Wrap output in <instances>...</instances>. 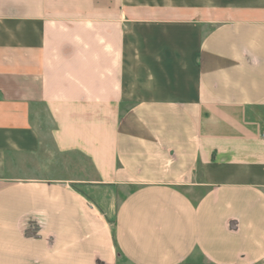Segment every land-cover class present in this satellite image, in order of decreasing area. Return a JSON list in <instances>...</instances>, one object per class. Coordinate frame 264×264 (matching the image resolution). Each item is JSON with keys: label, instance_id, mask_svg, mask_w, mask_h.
Masks as SVG:
<instances>
[{"label": "crops", "instance_id": "crops-1", "mask_svg": "<svg viewBox=\"0 0 264 264\" xmlns=\"http://www.w3.org/2000/svg\"><path fill=\"white\" fill-rule=\"evenodd\" d=\"M263 134L264 0H0V264H264Z\"/></svg>", "mask_w": 264, "mask_h": 264}, {"label": "rangeland", "instance_id": "rangeland-1", "mask_svg": "<svg viewBox=\"0 0 264 264\" xmlns=\"http://www.w3.org/2000/svg\"><path fill=\"white\" fill-rule=\"evenodd\" d=\"M131 54H133V55H132V58L130 57ZM130 56H128V58L130 57V60L134 59V53H133V50L130 52ZM129 70L132 71V72H130V77L132 76V78H134L136 75H135L133 69H132V68H129ZM136 77H138V76H136ZM129 84H130V81H129L128 85H129Z\"/></svg>", "mask_w": 264, "mask_h": 264}, {"label": "built area", "instance_id": "built-area-1", "mask_svg": "<svg viewBox=\"0 0 264 264\" xmlns=\"http://www.w3.org/2000/svg\"><path fill=\"white\" fill-rule=\"evenodd\" d=\"M263 136H264V134H263Z\"/></svg>", "mask_w": 264, "mask_h": 264}]
</instances>
